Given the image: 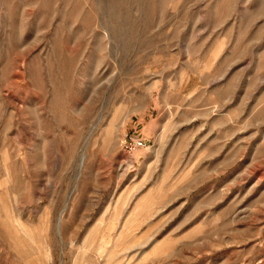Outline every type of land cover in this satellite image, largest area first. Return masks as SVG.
Returning <instances> with one entry per match:
<instances>
[{
  "label": "rangeland",
  "instance_id": "obj_1",
  "mask_svg": "<svg viewBox=\"0 0 264 264\" xmlns=\"http://www.w3.org/2000/svg\"><path fill=\"white\" fill-rule=\"evenodd\" d=\"M0 264H264V0H0Z\"/></svg>",
  "mask_w": 264,
  "mask_h": 264
},
{
  "label": "built area",
  "instance_id": "obj_2",
  "mask_svg": "<svg viewBox=\"0 0 264 264\" xmlns=\"http://www.w3.org/2000/svg\"><path fill=\"white\" fill-rule=\"evenodd\" d=\"M146 147V142L137 135H125L120 141L122 151L132 153L137 149Z\"/></svg>",
  "mask_w": 264,
  "mask_h": 264
}]
</instances>
